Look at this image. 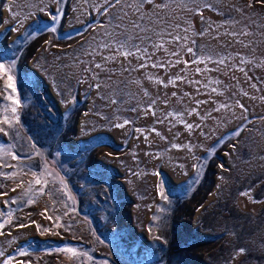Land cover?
<instances>
[{"label":"rangeland","instance_id":"rangeland-1","mask_svg":"<svg viewBox=\"0 0 264 264\" xmlns=\"http://www.w3.org/2000/svg\"><path fill=\"white\" fill-rule=\"evenodd\" d=\"M120 7L0 0V264H264V0Z\"/></svg>","mask_w":264,"mask_h":264},{"label":"snow or ice","instance_id":"snow-or-ice-1","mask_svg":"<svg viewBox=\"0 0 264 264\" xmlns=\"http://www.w3.org/2000/svg\"><path fill=\"white\" fill-rule=\"evenodd\" d=\"M106 3L110 4V6L112 7H116L117 5H120L121 7L117 9V12L113 14V16L111 17V22L114 24L116 29H120L121 31L119 32H114L111 35L113 36V44L117 45V52H120L121 49H123L124 51L122 52V54L127 57L129 55H135L137 52H140L141 49L139 47V45L137 44H133L131 48L128 47V43L129 41L132 40V36L129 35V30H128V25H125L123 23L124 18L126 16H128V12L127 11H123V9L126 8H130L133 9L134 12H140V9L143 7V4L145 3H153V0H139L138 3H121V0H105ZM167 5H156V7H166ZM123 11V14H121V12ZM57 19V15H51V20L53 22V24L55 23ZM144 19V14H141L140 17L138 18V20H130L129 24L131 25L132 28L134 29H139L141 32L147 31L146 28H144L141 23L139 21H142ZM45 30H51V31H55V27H49L46 28ZM119 37H123V39H120ZM137 38H139L137 36ZM176 40H179V37H175ZM113 45H105V47H112ZM154 47H161L160 45H154ZM146 52V50H144ZM189 52H192L193 49L189 48L188 49ZM105 59H115L114 56H109L106 57ZM222 62V61H221ZM187 63V62H185ZM141 67H146V65L141 64ZM153 67H155L156 65L153 64ZM97 67H100V65H97ZM0 70H5L4 68V64L0 63ZM197 71H199V69H197ZM9 80L12 79L11 76L8 77ZM97 87H99V85H97ZM17 103H19V101H16ZM115 102V101H113ZM135 109H133L134 111ZM13 111H15V109H13ZM6 122V121H5ZM125 123H127V121H125ZM117 126H121V125H117ZM4 129H0V132H3ZM14 158H21L22 157H14ZM37 183H40L39 180L37 181ZM13 191H15V189H13ZM49 219H51V217H49ZM23 226V225H22ZM39 227V226H38ZM241 252L244 251V249L240 250ZM24 254V253H21ZM7 264H10V262H7Z\"/></svg>","mask_w":264,"mask_h":264},{"label":"trees","instance_id":"trees-1","mask_svg":"<svg viewBox=\"0 0 264 264\" xmlns=\"http://www.w3.org/2000/svg\"><path fill=\"white\" fill-rule=\"evenodd\" d=\"M50 166H51V168H53V169H55V170L57 169L55 166H52V165H50Z\"/></svg>","mask_w":264,"mask_h":264}]
</instances>
